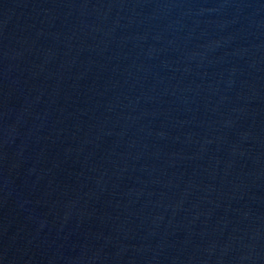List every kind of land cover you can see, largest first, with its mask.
<instances>
[{
    "label": "water",
    "instance_id": "water-1",
    "mask_svg": "<svg viewBox=\"0 0 264 264\" xmlns=\"http://www.w3.org/2000/svg\"><path fill=\"white\" fill-rule=\"evenodd\" d=\"M0 264H264V0H0Z\"/></svg>",
    "mask_w": 264,
    "mask_h": 264
}]
</instances>
